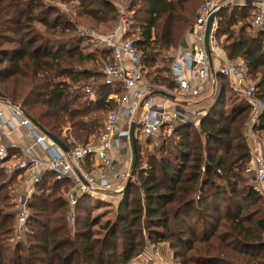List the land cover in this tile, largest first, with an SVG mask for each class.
I'll use <instances>...</instances> for the list:
<instances>
[{
  "label": "trees",
  "instance_id": "16d2710c",
  "mask_svg": "<svg viewBox=\"0 0 264 264\" xmlns=\"http://www.w3.org/2000/svg\"><path fill=\"white\" fill-rule=\"evenodd\" d=\"M124 1L82 0L81 8L98 23L110 24L118 20L117 4ZM201 1L128 0L131 28L138 32L143 53L142 71L150 83L179 90L171 73V51L181 48ZM251 8H222L215 35L219 41L225 37L229 59L246 60L264 100L262 35L248 29ZM37 23L45 29H36ZM75 28L68 15L41 0H0V92L69 149L74 140L86 144L99 137L103 118L91 115L112 112L118 101L110 96L126 93L103 82V63L113 59L110 50L102 49L95 58L79 47L53 48L63 41L60 37L70 43L67 36ZM90 61L101 69H77ZM218 76L220 93L210 110L198 124L188 121L171 132L163 130L158 153L146 165L137 142L139 164L113 222L101 224L91 217L92 197L84 194L72 227L66 197L72 183L48 172L31 193L24 240H19L16 175L1 179L0 264H130L144 252V232L154 244H170L175 264H264V201L248 172L252 110L245 97L227 105L233 91L229 79ZM253 131L264 133V111ZM13 151L0 160V178L6 177L2 166ZM98 225L103 236L96 233Z\"/></svg>",
  "mask_w": 264,
  "mask_h": 264
},
{
  "label": "built area",
  "instance_id": "2783aa9c",
  "mask_svg": "<svg viewBox=\"0 0 264 264\" xmlns=\"http://www.w3.org/2000/svg\"><path fill=\"white\" fill-rule=\"evenodd\" d=\"M231 5L232 0L203 1L193 23L194 38L198 47L194 53L188 54L180 51L178 55L173 56L171 73L179 86L178 93H172L145 79L142 71L143 53L137 46L139 36L135 38L129 36L131 21L117 6L118 21L111 29L104 33H94L91 29L82 32L83 35L98 40L104 49L111 51L113 59L103 63L102 69L105 76L103 82L126 91L122 97L115 94L110 96V98H115L118 101V107L106 117L104 130L98 140L86 144L74 140L72 148L68 152H64L24 113L20 105L6 102V107L13 118L11 121H6L4 110L0 108V128L6 127L7 129V132L0 130L3 139L0 144V160L9 156L10 149L17 148V145L9 140L8 135L19 127L25 126L28 130L27 135L34 143L43 144L45 149L50 151L49 172L57 179H69L71 181L72 186L66 194L69 202L68 220L75 222V207L82 195L95 196L99 190L107 192L110 189L107 179H101L91 174L87 170L89 169L88 165L99 163L101 174H114L112 150L116 153H122L126 146H131L130 128L133 122H136L137 138L147 141L159 138L163 130L171 132L177 124L191 121L190 115L182 107H179L181 103L168 98H158L161 95H152L151 93L156 90H164L175 94L180 99L192 100L200 97L208 84L212 83L211 68L204 42L206 25L212 14H216V17L210 36L211 48L218 42L215 31L217 14L222 8L229 6L232 8L237 5L255 7L252 26L262 35V51L264 53V0H243L241 3ZM73 16L74 14L71 12V19ZM218 73L231 80L233 89L247 99L252 110L248 127L253 133V127L259 122V115L264 111V100L258 95L257 84L250 76L246 60L242 57L230 60L219 68ZM191 80L197 83L193 89ZM91 89L90 86L85 88L89 94H92ZM130 91H133L132 101L128 95ZM121 116L126 118L125 127L120 124ZM26 155L27 157H21L16 165L18 169L31 172L34 181L33 188L17 201V206L14 208L18 213L16 236L19 240H24L31 193L34 191L35 184L42 181L47 173L41 171L44 159L37 157L32 152L31 147L26 148ZM248 172L255 190L264 201V154L252 155ZM129 175L130 167L119 174L121 183L116 187L119 192H123L124 183ZM101 197L106 198L108 194L102 193Z\"/></svg>",
  "mask_w": 264,
  "mask_h": 264
},
{
  "label": "rangeland",
  "instance_id": "374dc122",
  "mask_svg": "<svg viewBox=\"0 0 264 264\" xmlns=\"http://www.w3.org/2000/svg\"><path fill=\"white\" fill-rule=\"evenodd\" d=\"M45 5L52 6V7H57L59 8L64 14L68 15V17L71 19V12H73L74 16L71 19V22L74 24L75 31H71L67 37H70L69 39L71 40L70 43L65 42V38H59L62 39V42H55L53 45V48H57L60 46L65 45L66 47L72 48V47H79L81 50H83L85 53H89L95 57L97 53L101 52L103 48L102 45L98 43V40L87 36L83 35L82 32L88 31V30H93L94 33H104L108 31L113 25L117 23V21L106 24V23H98L96 20L88 17L86 14L83 13V10L81 8L82 0H41ZM204 0L201 1L199 8L201 7L202 3ZM224 1V0H220ZM243 0H232V5L241 3ZM231 5V6H232ZM118 6V5H117ZM129 3L128 1L122 2V7H120V10L124 12L126 15L127 19H130V17L133 15V12L128 10ZM230 7V6H229ZM69 9L70 11H68ZM255 7H252L250 9V12L252 14V17L248 20L249 25H252L253 22V16L255 13ZM199 10V9H198ZM132 25V21L130 22ZM36 29L43 31L45 27L42 24H36ZM238 30V28H235ZM131 37L135 38L138 36V32H135V29L131 28ZM73 37V38H72ZM57 39V38H56ZM220 46L221 48L225 47V37L220 38ZM100 54V53H99ZM96 58V57H95ZM161 59V58H160ZM100 63V62H98ZM160 64V62H159ZM163 65L162 63L160 66ZM94 69V70H100V66L93 63V62H87L81 66H78L77 69ZM255 83L257 84V80L254 79ZM97 83L94 84V87L98 86L100 82L98 80L96 81ZM93 83V80L89 81L87 84L91 85ZM93 86V85H92ZM231 86V85H230ZM87 87V86H86ZM89 87V86H88ZM179 90H173L171 91L172 93H178ZM230 92L228 94V99H227V105L233 106L235 103H239L240 101H246L244 96L240 93L235 92ZM122 97V96H118ZM236 101V102H235ZM248 103V102H247ZM117 107L114 109L116 110ZM113 110V111H114ZM109 111V110H108ZM108 111H103L99 110L97 112H94L91 116L93 119L102 117L103 118V123L105 122V119L107 117ZM110 112V111H109ZM97 116V117H96ZM261 135L264 136V133H261ZM260 135V136H261ZM98 136H92L89 140V142H96L98 140ZM81 142V141H80ZM88 142V143H89ZM161 144V138L152 140L151 142H146L142 140H138V146L139 148V154H140V159L142 160V164L146 165V162H148L149 158L152 155H157L158 153V147ZM123 154H127L125 157L127 158V162L129 164V167L131 166L132 162V151H131V146H127ZM5 168V175L6 177H1V179H8L14 177V174L16 175L15 180H13V183H15L14 188H17V185L21 183L22 178L19 177L18 172H16L15 168L12 169L13 167H10L8 163H5L4 166ZM21 174H23L22 171H20ZM49 177H53L52 174L48 175ZM126 183V182H125ZM124 183V187H125ZM113 191L108 193L106 191L99 190L98 193L95 196L92 197V205H90V216L98 218L100 220L101 224H106L108 222H113L116 218L119 205L122 202V199L124 197V190L123 192H119L116 188L112 189ZM109 191V190H108ZM102 193H107L108 197L102 198ZM15 197H16V193ZM69 221V220H68ZM69 224L72 227H75V222L69 221ZM96 233L98 236H103L105 234V231L100 228V225L96 226L95 228ZM145 237H146V246L144 249V252L140 254L138 257H136L130 264H175L173 260V250L171 249V246L169 243H159V244H154L150 242L148 239L146 233L144 232Z\"/></svg>",
  "mask_w": 264,
  "mask_h": 264
},
{
  "label": "crops",
  "instance_id": "0c3cea01",
  "mask_svg": "<svg viewBox=\"0 0 264 264\" xmlns=\"http://www.w3.org/2000/svg\"><path fill=\"white\" fill-rule=\"evenodd\" d=\"M119 7H122V2L117 4ZM253 23V22H252ZM249 31L253 34H259V32L256 31V29L251 25L248 27ZM194 26L189 31L185 41L183 42L181 48L176 51H171V56H176L180 53V51H183L185 53L191 54L194 53L198 45L195 42L194 38ZM220 41L218 40L217 44L214 45L212 48V60H213V69L215 73V78L213 74L211 73V82L208 84L205 92L198 98L195 99H187L189 101L188 103H181L179 104V107H182L189 115L191 121L195 122L196 124L199 123V119L202 118L208 110L213 106L215 102L216 92L217 89L220 90V79L218 80V71L219 68L229 62L231 59L228 58V55H226L224 48H221ZM210 64V63H209ZM211 68V67H210ZM211 70V69H210ZM191 87L192 89L197 84L195 81L191 80ZM213 81H215V89L212 90L213 87ZM231 89L232 87V81L229 80ZM122 90V89H120ZM235 91V90H234ZM215 92V93H214ZM236 92V91H235ZM212 93L213 96H212ZM239 93V92H237ZM125 95V94H124ZM130 97V101L133 100L132 95L133 91H130L128 93ZM158 98H165V96H161ZM186 101V100H185ZM0 108L4 110V118L6 121L12 120V114L6 107V101H3L0 99ZM120 124L125 127L126 125V118L121 116L120 117ZM1 131L7 132L6 127L0 128ZM27 128L25 126L19 127L15 131H13L10 135H8V138L11 142L15 143L17 145V148L13 149V154L10 156L9 160L6 162L10 165V167L15 168L16 171H18L17 168V162L21 157H27L26 155V148L31 147L32 152L39 157L40 159H44V163L41 165V171L43 172H49V157H50V151L45 149V146L43 144L34 143V141L27 135ZM248 138L249 143L252 149V155L253 154H264V136L261 135V132H253L251 133L250 130H248ZM261 135V136H260ZM0 134V144L2 143L3 139ZM127 147V146H126ZM112 162L114 164V174H101V169L99 163L91 164V167L89 166V169H87L91 174L96 175L98 178H106L108 181V184L110 185L108 193L112 192V189H115L120 183L121 180L118 177L119 174L129 169V164L127 162V158L125 157L127 154L122 153H116L112 150ZM46 173V174H47ZM19 177L22 178V181L20 184L17 185V188L14 190L16 193V201L21 199V197L28 193L33 188V181L34 176L31 172L24 170L23 174H19Z\"/></svg>",
  "mask_w": 264,
  "mask_h": 264
},
{
  "label": "water",
  "instance_id": "95a60500",
  "mask_svg": "<svg viewBox=\"0 0 264 264\" xmlns=\"http://www.w3.org/2000/svg\"><path fill=\"white\" fill-rule=\"evenodd\" d=\"M215 17H216V14H212L209 17L207 25H206L205 38H204L205 47H206V51H207V55H208V59H209L210 67H211V73L213 74V76L215 75V73H214V69H213L212 48H211V44H210V36H211L212 29H213ZM214 78H215V76H214ZM214 89H215V81H213L212 90L214 91ZM219 93H220V90L217 89L216 96H218ZM151 94L152 95L165 96L166 98H168L172 101H175V102H179V103H188L189 102L187 100L185 101V99H180L175 94L169 93V92L164 91V90H156V91H153ZM0 99L3 101H6L5 97L3 96V94L1 92H0ZM33 122L48 137H50L54 141V143L57 144L64 152L69 151V148L65 145V143L62 140H60L57 136H55L51 132L44 129L42 126H40L35 121H33ZM137 142H138V138H137V132H136V122H133L131 125V128H130V144H131V151H132V162H131V166H130V175H129L128 179L126 180V183H125L124 193L128 189V187L130 186V184L132 183L134 176L136 174L138 164H139Z\"/></svg>",
  "mask_w": 264,
  "mask_h": 264
}]
</instances>
